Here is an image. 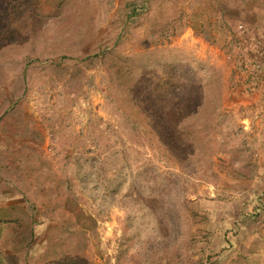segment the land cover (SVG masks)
I'll return each instance as SVG.
<instances>
[{
    "label": "rangeland",
    "instance_id": "obj_1",
    "mask_svg": "<svg viewBox=\"0 0 264 264\" xmlns=\"http://www.w3.org/2000/svg\"><path fill=\"white\" fill-rule=\"evenodd\" d=\"M135 2L143 0H38L20 17L25 30L11 10L13 29L0 35V91L8 90L16 111L0 120V146L28 123L37 152H23L21 135L8 161L21 170L29 159L21 190L38 203L51 199L37 183L35 167L44 165L43 177L60 186L70 180L87 221L77 211L72 221L38 226L27 240L30 259L0 256V264H264V132L228 97L248 35L231 47L228 31L210 24L245 12L264 44V0H147L130 24L124 12ZM215 32L235 49L207 46ZM104 48L172 68L181 96L205 92L193 121L203 150L196 159L164 153L109 72L90 59ZM5 171L1 179L22 174ZM22 196L0 191V221L18 219L27 233Z\"/></svg>",
    "mask_w": 264,
    "mask_h": 264
},
{
    "label": "trees",
    "instance_id": "obj_2",
    "mask_svg": "<svg viewBox=\"0 0 264 264\" xmlns=\"http://www.w3.org/2000/svg\"><path fill=\"white\" fill-rule=\"evenodd\" d=\"M36 1L38 0H0V35L5 31H12L13 29L8 24V16H10L11 10L14 13L13 16L17 30H25L27 27L26 20L20 17L28 13L29 7L35 6ZM146 1L143 0L139 4L135 2L130 7H127L124 12L127 23L136 24L138 22L142 5H147ZM227 15L228 17H225L222 21L215 20L214 22H210V24L216 29L224 28L228 31L231 37L229 43L231 47L237 41L240 42L242 40L241 36L248 35L245 37V42H248L247 47L240 48V55L246 57V61H242L241 65L250 67L256 59V55L261 51L263 44H261L260 40H256L253 37L252 33L254 32L252 28L254 26H252V23H249V15L242 11L237 16L238 19L231 17L230 14ZM3 22H5V26ZM210 39L209 37L207 38L212 43ZM66 55L68 56V54ZM146 55L137 54L129 58L114 50L108 51L104 48L91 56L90 59L96 60L109 72L114 87L120 92L124 101L142 118L151 134L161 145L164 153L177 162L188 163L196 159L195 157L203 151L193 121H196L194 119L198 118L199 110L204 107V102L206 101L205 92L195 94L192 97L188 95L181 96L176 85L172 83V78H178L173 75V69L170 67L165 69L158 64L157 60L155 62L150 59L146 60ZM65 59H67L65 55L61 56V60ZM208 83L215 88L214 79H209ZM216 88L218 89V86ZM0 93L3 101L0 109L4 108V114L0 116L1 120L4 116L13 114L16 111V104L14 105L11 101L8 90H1ZM216 100L218 103L221 102L219 98ZM195 126L197 127V125ZM18 133L13 135L12 138L6 137L4 139L5 142L2 143L3 146H0V171H18L15 175H18L19 172L22 174L19 177L17 176L15 180L7 177L1 179L3 175L0 174V191L3 192L5 198L9 194L24 195L27 209L30 211V218L26 225L27 233L24 232L21 221L18 219L0 221V256L2 259L8 258L9 255L23 256V254L30 259L32 251H29L27 247V240L29 238L33 240L36 238L35 228L38 226L44 227L53 223V221L63 223L68 215H71L72 221V215L77 211L79 216L77 219L81 222L83 220L87 221L86 218H81L84 214L78 208L77 196L72 191L70 180L61 179L60 186L54 180L43 177L46 174L44 165L35 167L36 171L39 172V177L43 178V180H39L37 183L43 192L46 193V190L48 191L51 199L48 198L49 200H43L41 203H38L34 197H26L21 188L25 187L26 189L29 186L27 178L31 171L30 162L29 159H25L21 170L15 166L16 161L9 163L10 158L16 154L13 151L15 149H10V145L14 144V138L16 139V137H21L22 135L26 139H22L23 152L29 151L30 153H35L37 152L38 134L29 127L28 123L22 122ZM5 147L6 151H4ZM5 156L7 157L4 161ZM192 204L187 202L185 206L186 208H190ZM12 208L15 209L13 206ZM57 209H61L59 213ZM26 210H24V214ZM36 215L42 218V222L36 221Z\"/></svg>",
    "mask_w": 264,
    "mask_h": 264
},
{
    "label": "crops",
    "instance_id": "obj_3",
    "mask_svg": "<svg viewBox=\"0 0 264 264\" xmlns=\"http://www.w3.org/2000/svg\"><path fill=\"white\" fill-rule=\"evenodd\" d=\"M214 34L217 42L214 44L207 43L206 45L210 48H221L224 52L229 50V48L223 46L225 43L219 41L220 34L216 32ZM227 43H230V38ZM231 87V94L228 96L231 98V103L234 106L237 105L239 109L243 106L244 108H241V111L243 115H246L245 120L250 122L251 127L254 124L259 127V133L264 132V85L253 93H246L234 82L231 83Z\"/></svg>",
    "mask_w": 264,
    "mask_h": 264
},
{
    "label": "built area",
    "instance_id": "obj_4",
    "mask_svg": "<svg viewBox=\"0 0 264 264\" xmlns=\"http://www.w3.org/2000/svg\"><path fill=\"white\" fill-rule=\"evenodd\" d=\"M238 67L241 69L236 73L234 83L246 93L259 90L264 85V44L250 67L241 64Z\"/></svg>",
    "mask_w": 264,
    "mask_h": 264
}]
</instances>
